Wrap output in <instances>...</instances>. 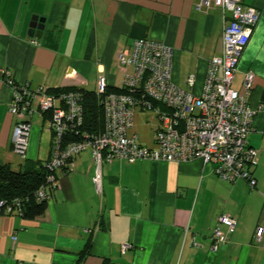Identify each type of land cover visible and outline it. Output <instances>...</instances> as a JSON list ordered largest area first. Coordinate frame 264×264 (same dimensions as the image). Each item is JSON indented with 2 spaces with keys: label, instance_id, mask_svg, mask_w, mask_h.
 I'll return each mask as SVG.
<instances>
[{
  "label": "crops",
  "instance_id": "0c3cea01",
  "mask_svg": "<svg viewBox=\"0 0 264 264\" xmlns=\"http://www.w3.org/2000/svg\"><path fill=\"white\" fill-rule=\"evenodd\" d=\"M205 1L0 0V163L20 169L45 162L54 141L47 129V147L48 120L35 115L27 157L13 151V88L2 69L15 83L34 89L97 91L101 76L108 86L121 87L132 68L120 65V51L137 39H154L174 50L173 80L189 89L188 77L194 76L200 92L209 61L222 51L230 17L217 0ZM244 3L257 7L260 17L235 79L239 74L242 88L245 74L254 72L255 107L264 94V0ZM35 15L46 18L40 39L29 36ZM248 142L260 150L255 188L243 179L222 180L213 164L199 158L133 163L117 158L104 163L99 192L88 148L75 157L70 172L59 174L44 214H0V264H264V236L255 239L257 228L264 227V111L256 115ZM141 143L155 145L154 139ZM224 213L237 226L212 251L213 231ZM89 241V253L80 258Z\"/></svg>",
  "mask_w": 264,
  "mask_h": 264
},
{
  "label": "built area",
  "instance_id": "2783aa9c",
  "mask_svg": "<svg viewBox=\"0 0 264 264\" xmlns=\"http://www.w3.org/2000/svg\"><path fill=\"white\" fill-rule=\"evenodd\" d=\"M230 14L224 27L222 51L208 64L203 87L196 92V79L188 77L189 89L181 88L173 80L174 50L154 39H137L120 51L119 63L132 68L125 72L122 92H108L106 78L101 76L97 95L103 105L104 126L101 132L84 129L82 92L71 90L53 94L46 86L31 88L17 84L7 70L2 69L5 82L12 86L13 97L9 110L16 119L12 137L13 151L27 157L32 119L40 115L48 120L54 135L52 155L45 163L50 170L47 186L37 191L38 200H50L49 189L59 185V174L71 171L73 160L90 148L95 174L93 181L102 190L104 163L121 158L129 162L140 159L184 162L202 159L214 165L215 173L228 182L239 179L257 186L254 169L260 150L250 145L249 135L254 119L264 111V101L257 106L250 103L255 74L248 71L242 91L233 88L240 59L250 43L260 17V10L244 0H217ZM209 5V1H205ZM156 111L159 127L155 131V145L149 147L132 133L133 117L137 110ZM24 199H0V214H22ZM237 226L235 217L221 214L212 235V251L227 243ZM264 236V227L255 233L257 242ZM16 239V237H14ZM131 245L124 244L127 249Z\"/></svg>",
  "mask_w": 264,
  "mask_h": 264
},
{
  "label": "trees",
  "instance_id": "16d2710c",
  "mask_svg": "<svg viewBox=\"0 0 264 264\" xmlns=\"http://www.w3.org/2000/svg\"><path fill=\"white\" fill-rule=\"evenodd\" d=\"M53 94L61 92L78 90L82 92V104L84 108V129L92 132H101L104 126L103 105L99 102L96 91L86 90L77 87H58L49 88ZM121 87L108 86V92H122ZM52 155V154H51ZM50 159V158H49ZM48 159V160H49ZM45 162L28 164L24 168L14 169L9 163H0V199L12 200L14 198H23L22 216H40L45 213L48 207V200H38L37 191L42 186H47V177L50 173L45 167ZM51 189L48 188V192ZM91 241L81 253L83 258L89 253ZM104 264H113L105 261Z\"/></svg>",
  "mask_w": 264,
  "mask_h": 264
},
{
  "label": "rangeland",
  "instance_id": "374dc122",
  "mask_svg": "<svg viewBox=\"0 0 264 264\" xmlns=\"http://www.w3.org/2000/svg\"><path fill=\"white\" fill-rule=\"evenodd\" d=\"M240 75L238 74L234 83L233 88L238 90L242 89L240 85ZM159 120L156 114V111L153 109H146V110H137L133 117V129L132 133L137 134L139 136V140L143 143L148 145L153 144L154 134L157 128L159 127ZM45 135H46V145L48 147L50 143V132L47 130L48 125L45 124ZM47 157V155H46ZM16 169H18L16 167Z\"/></svg>",
  "mask_w": 264,
  "mask_h": 264
},
{
  "label": "water",
  "instance_id": "95a60500",
  "mask_svg": "<svg viewBox=\"0 0 264 264\" xmlns=\"http://www.w3.org/2000/svg\"><path fill=\"white\" fill-rule=\"evenodd\" d=\"M45 22L46 18L38 15L33 16L32 22L30 23L29 36L40 39L43 36ZM262 101H264V94L262 96Z\"/></svg>",
  "mask_w": 264,
  "mask_h": 264
}]
</instances>
